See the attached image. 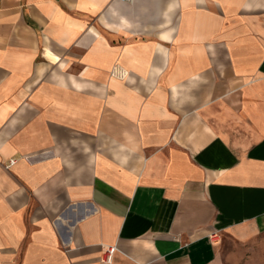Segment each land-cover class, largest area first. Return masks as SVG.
Here are the masks:
<instances>
[{
	"label": "crops",
	"instance_id": "1",
	"mask_svg": "<svg viewBox=\"0 0 264 264\" xmlns=\"http://www.w3.org/2000/svg\"><path fill=\"white\" fill-rule=\"evenodd\" d=\"M107 245L264 264V0H0V264Z\"/></svg>",
	"mask_w": 264,
	"mask_h": 264
},
{
	"label": "built area",
	"instance_id": "2",
	"mask_svg": "<svg viewBox=\"0 0 264 264\" xmlns=\"http://www.w3.org/2000/svg\"><path fill=\"white\" fill-rule=\"evenodd\" d=\"M15 162L14 159H11L10 162H9V165L13 164ZM212 237H216L218 238L217 234L214 233L211 235ZM116 252V246L114 245H107L104 249V252L102 254V258H101V261L104 263V264H112L113 260H114V254Z\"/></svg>",
	"mask_w": 264,
	"mask_h": 264
}]
</instances>
